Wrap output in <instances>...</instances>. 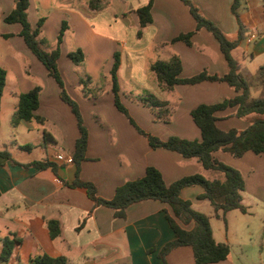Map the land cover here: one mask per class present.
Here are the masks:
<instances>
[{
    "label": "crops",
    "instance_id": "obj_1",
    "mask_svg": "<svg viewBox=\"0 0 264 264\" xmlns=\"http://www.w3.org/2000/svg\"><path fill=\"white\" fill-rule=\"evenodd\" d=\"M150 1L97 0L93 7L92 0H30L28 15L31 25L36 26L39 19H46L41 37L47 51L56 48L61 25L65 20L68 24L61 45L59 69L68 93L80 105L89 132L86 160L81 164L80 178L95 184L99 196L104 199L113 198L116 189L124 183L142 178L149 166L157 168L168 185L185 176L203 172L195 159H185L176 152L151 148L147 138L139 134L125 115L117 110L108 77L115 53L120 56L118 77L123 103L143 130L162 140L172 136L202 140L191 111L199 105L217 104L237 95L224 82L177 85L172 90L160 86L151 71V66L158 61H169L178 56L183 66L182 78L203 71L222 76L228 73V65L218 41L206 29L193 36L190 46L182 41H174L181 34L196 28L190 8L182 0H153L152 22L141 27L138 10ZM190 2L229 39L237 38L240 25L232 11L234 0ZM14 6L13 0H0L2 18L11 13ZM238 13L246 32L245 39L233 51V56L240 63V72L243 65L246 69L249 66L253 68V73L247 74L253 82L257 70L264 65V0H242ZM20 31L21 25L6 24L3 19L0 20V38L12 44L17 41L16 46L29 60L30 69L25 74L31 79V70L37 72L40 82L36 80L29 86H22L21 80L17 79V89H11L10 98L5 100L6 89L14 86L8 83L7 74L0 125L4 103L12 109L8 115H4L5 121L10 116V124L3 135L0 126V151H9L12 160L18 164L0 156V255L3 239L17 235L21 244L7 264H28L31 258L44 254L65 257L67 264H164L157 255L158 251L175 236L165 218L166 204L154 200L136 203L128 208L125 219H119L114 216L113 210L95 206L85 189L70 186L76 178L75 164L56 162L53 155L61 153L73 156L80 135L77 120L69 105L61 100L57 83L44 66L40 68V62L26 47L19 36ZM4 35L11 37L5 38ZM78 49L84 54L79 66L68 56ZM4 64L3 58H0V66ZM85 66L93 75L89 74L90 88L94 91V86L101 83V71L108 74L107 83L101 93L97 92L96 98H86L82 92L80 78L83 73L80 69ZM34 67L37 70L32 69ZM35 88H39L40 101L36 114L44 119V123L22 121L13 125L19 96ZM127 93L151 94L167 102L173 111L171 121L155 120L151 109L133 102ZM260 94L261 88L252 83V97L257 98ZM235 111V108H229L217 113L220 129L243 131L254 121V115L233 117ZM26 145L32 146V149H24ZM227 155L230 154L219 150L214 157L239 170L244 178L243 204L248 208V213H240L252 216L255 210L261 209L263 212L256 230L248 231L247 235L251 243L254 236L259 238V264H264V156L247 152L242 158L235 159ZM43 160L57 164V170L23 166ZM203 193L201 186H190L181 191V197L191 201L194 209L212 218L214 211L206 213L200 209L206 207L207 202L211 206L208 200L199 199ZM246 197L248 203H245ZM232 212L226 214L225 233L220 238H216L211 224L215 240L229 243L232 247L228 260L214 264H255L254 260H240L238 263L233 256V242L236 240L242 245L246 238H229L231 233L237 232L236 229L231 230L228 221V215ZM51 221L60 225L61 233L56 238L51 236ZM152 249L155 252L151 253ZM166 262L195 264L193 250L191 247L177 248L167 256Z\"/></svg>",
    "mask_w": 264,
    "mask_h": 264
},
{
    "label": "trees",
    "instance_id": "obj_2",
    "mask_svg": "<svg viewBox=\"0 0 264 264\" xmlns=\"http://www.w3.org/2000/svg\"><path fill=\"white\" fill-rule=\"evenodd\" d=\"M14 9L7 16L0 14V20L6 24H19L21 31L19 36L31 54L45 67L48 75L57 83L60 89V97L71 108L79 129V137L73 151V160L76 166V178L70 184L72 188L85 189L89 199L95 206H103L113 210L114 216L125 219L130 206L143 201H159L168 206L165 209V218L174 232V239L167 242L159 251L158 257L164 264H167V256L180 247H191L193 250L195 264H214L229 259L232 247L226 242H217L213 235L210 218L204 213L194 209L192 202L181 197V191L185 187L199 185L204 189V193L199 196L200 200H208L213 207V217L226 223V214L230 211L238 210L243 214L248 213V208L243 204V192L245 191V181L241 172L214 157V154L223 150L233 158H242L247 152L264 156V65L257 70L253 82L261 88V94L257 98L251 95V82H248L241 74L239 61L233 56V51L245 39V28L243 27L238 9L242 0H234L232 11L236 15L240 29L236 39H229L213 22L203 17L199 9L190 0H182L189 6L191 14L196 21V28L187 33L181 34L174 41H182L188 46L192 45L193 36L201 29L209 31L218 41L220 50L223 53L228 65V73L225 75L208 74L203 71L189 78H182V62L178 56L169 61H158L151 66V71L156 75L160 86L165 90H172L177 85H196L202 82H224L235 90L237 95L231 99H226L220 103L207 105L202 104L191 111L194 123L201 131L202 140H188L172 136L167 140H162L158 136L143 130L133 119L129 110L122 101V89L119 83L118 72L120 68V56L114 55V63L110 71L111 91L114 96V105L136 128L139 134L147 138L153 149H165L180 154L185 159H195L201 166L203 172L185 176L172 184H167L162 173L155 167L149 166L145 175L133 181H128L119 186L115 195L111 199H104L98 194V189L92 182H86L80 178L81 164L86 160V152L89 141V132L85 125L84 117L80 105L67 91L65 81L59 69V59L61 56V45L68 24H62L57 38L56 48L47 51L44 47V40L41 37L45 18L39 19L36 26L29 21L30 0H13ZM92 0L91 4L95 7ZM153 0L138 10L141 27H145L152 22L151 8ZM10 38L11 35H4ZM70 60L79 66L84 60L83 52L78 49L68 54ZM7 83V71L0 66V108L4 90ZM82 92L86 98H96V93L90 88L91 79L89 76L80 78ZM127 96L138 104L152 110L155 120L169 123L173 114L172 108L167 102L157 99L154 95H134L127 93ZM40 105L39 88L19 96V104L13 116V125H18L22 121L44 123V119L36 114ZM229 108H235L233 117L242 118L254 115V121L243 131L238 129L222 130L218 127V112ZM24 149L31 150L32 146H23ZM0 156L12 160L11 154L7 150H1ZM13 163L18 162L12 160ZM25 167H35L39 170L51 168L57 170V164L49 160L35 161L23 165ZM204 172H207L204 173ZM1 195V191H0ZM52 238L60 235V225L56 221L50 222ZM21 244L17 235L3 239V248L0 255V264H7L17 246ZM151 253L155 249L150 250ZM28 264H67L65 257H51L46 254L39 255L29 260Z\"/></svg>",
    "mask_w": 264,
    "mask_h": 264
},
{
    "label": "rangeland",
    "instance_id": "obj_3",
    "mask_svg": "<svg viewBox=\"0 0 264 264\" xmlns=\"http://www.w3.org/2000/svg\"><path fill=\"white\" fill-rule=\"evenodd\" d=\"M95 4H97L96 2H94ZM66 21V20H65ZM60 31H62V25L60 27ZM17 44V41H14ZM12 42H7L5 39L0 38V58H3L5 64L2 66L6 69L7 74H8V83L10 85H14L12 88L8 87V89H6L5 91V100L7 98H10L9 92L10 90H16L17 89V79L21 80V85L22 86H29L31 85V82H35L36 80L38 82H40L38 76H40V74H38L37 72H32V77L31 79L25 74V71L28 69H30L29 66V60H27L28 56L26 57L23 52L19 49L18 46H16V44ZM30 58V57H29ZM26 61L25 63H22L23 61ZM243 60L241 59V63L244 64L242 62ZM40 68H44L43 65L41 63H39ZM245 68V69H244ZM32 69L37 70V67H34ZM88 72H86V70ZM253 68L251 66L246 67L243 65V70L241 72L242 76H246L245 78L247 79L248 82H252V80L248 79L249 77H247V74L253 73ZM80 71L83 73L82 77H86V75L88 76H92L93 75L90 73V70L87 68V66L82 67L80 69ZM61 72V71H60ZM62 74V72H61ZM90 74V75H89ZM106 75L104 71H101L100 74V84H96L95 87V93L97 94V92L101 93L104 89V86L106 85L107 81H106ZM63 76V74H62ZM90 76V77H91ZM108 77H110L111 79V75L109 74ZM28 80V81H27ZM38 85V84H36ZM94 82L92 79V85L91 87L93 88ZM99 87V88H97ZM101 89V90H99ZM253 91V90H252ZM254 92V91H253ZM135 95H137V93H134ZM140 94V93H138ZM144 95V94H142ZM71 96V95H70ZM148 108V107H147ZM11 107H8L7 103H4V107H3V113H2V120H1V129H3L2 131V135L4 133H6V130H8L9 128V117H7V120L5 121V117L4 115H8L11 112ZM149 109V108H148ZM131 114V113H130ZM132 116V115H131ZM133 117V116H132ZM155 118V116H154ZM134 119V118H133ZM142 119V118H141ZM135 120V119H134ZM136 121V120H135ZM6 128V130H5ZM146 131V130H145ZM147 132V131H146ZM5 137V136H3ZM201 141V140H199ZM230 158H233L230 155H227ZM234 168V167H233ZM236 169V168H235ZM249 200L246 197L245 198V203H248ZM244 203V202H243ZM201 211H204L206 213H208V211L210 210L211 212H213V208L212 206L209 205V203L207 202L206 207H202L200 208ZM254 215H242L240 213V211H233L232 213H230L228 215V221L230 223L231 226V230L232 229H236V233L230 235L229 238H246L245 239V244L239 245V241H234L233 242V256L236 259V261L238 263H240L239 261L241 260L242 262H247L250 260H254L255 264H259V254L261 251V247H260V240L259 238H256L255 236L253 237V241L251 243L250 237L247 235L248 231H252V230H256V225L257 222L259 220V218L262 216V210H255L254 211ZM243 220H245L243 222ZM210 223L213 224L214 226V232L216 235V238H220V235L225 233V226L226 223L221 221V220H217L216 218L212 217L210 218ZM212 227V225H211ZM213 229V228H212ZM255 243V245L253 246L252 244Z\"/></svg>",
    "mask_w": 264,
    "mask_h": 264
},
{
    "label": "built area",
    "instance_id": "obj_4",
    "mask_svg": "<svg viewBox=\"0 0 264 264\" xmlns=\"http://www.w3.org/2000/svg\"><path fill=\"white\" fill-rule=\"evenodd\" d=\"M254 36H252V39ZM250 41V40H249ZM53 158L56 162L67 164V165H72L74 164L73 156L72 155H64L61 153H56L53 155Z\"/></svg>",
    "mask_w": 264,
    "mask_h": 264
}]
</instances>
